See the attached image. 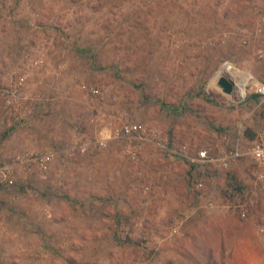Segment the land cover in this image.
I'll return each mask as SVG.
<instances>
[{
	"label": "rangeland",
	"instance_id": "rangeland-1",
	"mask_svg": "<svg viewBox=\"0 0 264 264\" xmlns=\"http://www.w3.org/2000/svg\"><path fill=\"white\" fill-rule=\"evenodd\" d=\"M225 63L264 84V0H0V264H264L259 165L198 160L264 136Z\"/></svg>",
	"mask_w": 264,
	"mask_h": 264
},
{
	"label": "built area",
	"instance_id": "built-area-1",
	"mask_svg": "<svg viewBox=\"0 0 264 264\" xmlns=\"http://www.w3.org/2000/svg\"><path fill=\"white\" fill-rule=\"evenodd\" d=\"M228 65H230V69L226 68ZM223 76L233 82V92L238 93L241 101H246L251 93L264 99V84L254 79L252 75L242 73L233 67L232 64L225 63L220 70L217 80ZM240 82L245 83L244 89L240 85ZM8 104H12V101L9 100ZM143 132L147 133V129L142 128L139 124H128L112 129H104L100 132L96 142L101 146H105L109 141L135 138ZM223 142L225 146L220 150V154L217 157L210 158L207 151H203L199 154L198 160L202 162L218 163L223 169H228L241 157L245 155L250 156L260 167L258 178L264 180V136H261L256 142L252 143L245 153L238 145L229 148L227 137H224ZM158 146L165 150L164 153L173 154L176 152L174 149L165 147L161 143H159ZM85 150L86 149H84V151ZM54 158L55 153L53 152H26L19 157V165L27 168L38 167L42 171L46 169L47 165L53 161ZM1 177L6 186L11 187L14 185L15 180L10 178V171H4ZM203 186V182H196L197 188H202Z\"/></svg>",
	"mask_w": 264,
	"mask_h": 264
},
{
	"label": "water",
	"instance_id": "water-1",
	"mask_svg": "<svg viewBox=\"0 0 264 264\" xmlns=\"http://www.w3.org/2000/svg\"><path fill=\"white\" fill-rule=\"evenodd\" d=\"M218 87L226 94H231L233 92V82L224 76L218 80Z\"/></svg>",
	"mask_w": 264,
	"mask_h": 264
},
{
	"label": "bare ground",
	"instance_id": "bare-ground-1",
	"mask_svg": "<svg viewBox=\"0 0 264 264\" xmlns=\"http://www.w3.org/2000/svg\"><path fill=\"white\" fill-rule=\"evenodd\" d=\"M230 65H228V66H226V68H228V69H230V67H229ZM240 85L242 86V88L244 89V87H245V83H243V82H240Z\"/></svg>",
	"mask_w": 264,
	"mask_h": 264
},
{
	"label": "trees",
	"instance_id": "trees-1",
	"mask_svg": "<svg viewBox=\"0 0 264 264\" xmlns=\"http://www.w3.org/2000/svg\"><path fill=\"white\" fill-rule=\"evenodd\" d=\"M236 189H240V187L237 185Z\"/></svg>",
	"mask_w": 264,
	"mask_h": 264
},
{
	"label": "crops",
	"instance_id": "crops-1",
	"mask_svg": "<svg viewBox=\"0 0 264 264\" xmlns=\"http://www.w3.org/2000/svg\"><path fill=\"white\" fill-rule=\"evenodd\" d=\"M229 95V94H228ZM231 95H229V97H230Z\"/></svg>",
	"mask_w": 264,
	"mask_h": 264
}]
</instances>
